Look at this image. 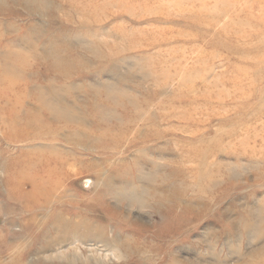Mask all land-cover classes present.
Masks as SVG:
<instances>
[{"label":"rangeland","instance_id":"374dc122","mask_svg":"<svg viewBox=\"0 0 264 264\" xmlns=\"http://www.w3.org/2000/svg\"><path fill=\"white\" fill-rule=\"evenodd\" d=\"M0 264H264V0H0Z\"/></svg>","mask_w":264,"mask_h":264}]
</instances>
